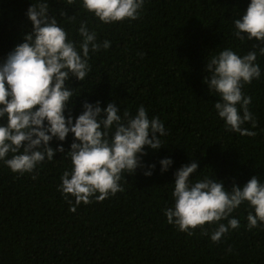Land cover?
<instances>
[{"label":"trees","instance_id":"16d2710c","mask_svg":"<svg viewBox=\"0 0 264 264\" xmlns=\"http://www.w3.org/2000/svg\"><path fill=\"white\" fill-rule=\"evenodd\" d=\"M40 2L49 4V14L77 48L82 22L97 42L110 41L109 48L90 51L91 70L84 81L70 76L66 82L75 89L73 122L85 101H100L101 107L115 103L121 115L125 109L135 115L143 105L167 134L160 137L161 148L145 146L144 167L125 174L122 192L90 204L76 205L59 190L62 174L72 168L71 133L65 141H50L66 152H55L31 173H14L0 160V264H264V223L248 228L254 209L247 202L191 235L169 224L164 214L174 207L176 170L192 161L198 163L193 181L216 178L226 190L254 175L264 183V55L259 53L264 45L234 34V20L250 0H145L138 19L112 23L86 11L82 0L71 5L67 0H0V62L32 30L26 11ZM225 48L240 56L257 53L260 78L242 88L257 121L255 128L250 122L242 127L255 131L254 137L226 129L214 107L222 98L203 81L211 75L204 70L206 62ZM166 157L173 163L161 172L159 161ZM149 170L152 175L145 176ZM231 218L239 227L214 243L212 232Z\"/></svg>","mask_w":264,"mask_h":264},{"label":"clouds","instance_id":"9594fccd","mask_svg":"<svg viewBox=\"0 0 264 264\" xmlns=\"http://www.w3.org/2000/svg\"><path fill=\"white\" fill-rule=\"evenodd\" d=\"M74 2L67 0L69 5ZM144 2L82 0V6L101 22L112 23L138 19ZM26 15L32 30L25 33L23 42L15 45L0 62V118H6V123L0 124V160L14 173H31L45 159L51 161L55 152L65 153L62 144L54 149L50 141L53 138L65 141L71 133L73 140L67 154L72 168L62 174L59 185L65 199L70 195L76 205L90 204L93 198L100 202L122 192L120 181L125 179V174L133 175L137 168L144 167L145 146L152 150L163 146L160 137L167 134L164 124L158 117L149 119L143 105L135 115L126 109L121 115L117 104L107 103L106 107H101L100 101H85L83 111L73 122L70 105L75 89L69 88L66 82L70 76L84 81L91 70L90 51L107 49L110 41L97 42L96 33L82 22L78 32L83 39L77 48L56 18L49 14L47 2L31 3ZM64 15L61 12V16ZM234 25V34L239 39H255L264 45V0H250ZM259 53L264 55V46L259 48ZM256 59L255 51L240 56L225 48L206 62L204 70L211 75L203 79L208 90L222 98L214 107L226 129L252 137L256 132L242 125L250 122L255 128L257 121L248 109L251 97L244 95L242 88L260 78ZM9 153L11 158L6 159ZM159 163L164 172L173 161L166 157ZM154 167V164L148 165L149 169ZM197 168L198 163L192 161L176 170L174 207L165 209L164 213L169 224L191 235L192 229L228 218L243 202L254 209V215L250 213L247 217L248 228L264 223V183L256 175L243 186L234 183L231 190H226L223 182L216 178L191 180ZM143 174L151 176L152 172ZM70 211H75V206ZM238 227L239 221L235 218L228 219L227 224L219 223L211 240L218 243L230 228Z\"/></svg>","mask_w":264,"mask_h":264}]
</instances>
